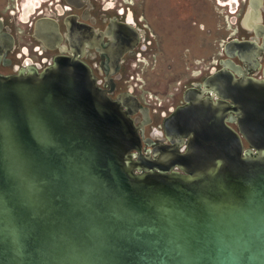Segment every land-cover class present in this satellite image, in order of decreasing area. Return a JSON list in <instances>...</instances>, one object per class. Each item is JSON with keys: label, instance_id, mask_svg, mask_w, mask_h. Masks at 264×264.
Segmentation results:
<instances>
[{"label": "water", "instance_id": "water-1", "mask_svg": "<svg viewBox=\"0 0 264 264\" xmlns=\"http://www.w3.org/2000/svg\"><path fill=\"white\" fill-rule=\"evenodd\" d=\"M236 73L187 90L156 160L77 57L0 75V264H264V78Z\"/></svg>", "mask_w": 264, "mask_h": 264}, {"label": "flooded vegetation", "instance_id": "flooded-vegetation-1", "mask_svg": "<svg viewBox=\"0 0 264 264\" xmlns=\"http://www.w3.org/2000/svg\"><path fill=\"white\" fill-rule=\"evenodd\" d=\"M148 1L0 0V5L4 2L0 7V75L10 76L30 69L41 72L58 56L77 57L92 68L99 87L113 99L119 100L128 93L139 100L133 118L140 127L145 155L156 160L159 154L155 151L167 145L184 150L188 140L173 144L165 121L177 107L186 104L187 90H201L204 80L225 64L236 67L241 74L264 78V0L261 4L257 0H234L236 7L232 13L241 16L242 30L250 34L230 36L224 43L225 57L218 60L219 67H204L210 74L187 86L178 104L176 97L169 99L174 105L166 106L168 110L165 105L158 104L159 107L153 96L145 98L138 92L143 86L138 84L140 69L152 64L155 58L150 52L153 33L145 24L146 13L139 8ZM232 40L249 43L226 49ZM124 101L128 110L135 109L129 97Z\"/></svg>", "mask_w": 264, "mask_h": 264}, {"label": "rangeland", "instance_id": "rangeland-1", "mask_svg": "<svg viewBox=\"0 0 264 264\" xmlns=\"http://www.w3.org/2000/svg\"><path fill=\"white\" fill-rule=\"evenodd\" d=\"M235 7L234 0H149L139 7L151 27L150 52L155 54L153 63L144 65L137 76L143 85L139 94L153 96L165 107L174 105L168 100L176 97L178 104L187 86L210 74L204 67H219L228 38L250 34L242 30L241 16L232 13Z\"/></svg>", "mask_w": 264, "mask_h": 264}]
</instances>
